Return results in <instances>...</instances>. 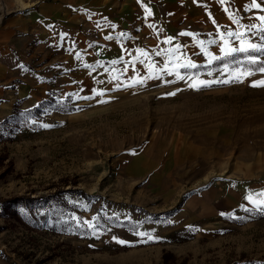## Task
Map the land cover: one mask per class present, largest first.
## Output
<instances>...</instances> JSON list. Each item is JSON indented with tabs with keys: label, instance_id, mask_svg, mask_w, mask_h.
Masks as SVG:
<instances>
[{
	"label": "rangeland",
	"instance_id": "1",
	"mask_svg": "<svg viewBox=\"0 0 264 264\" xmlns=\"http://www.w3.org/2000/svg\"><path fill=\"white\" fill-rule=\"evenodd\" d=\"M38 1L0 0V25ZM213 62L107 78L72 114L0 140V202L96 196L67 195L65 235L0 216V264H264V213L246 199H264V74L237 82L235 62Z\"/></svg>",
	"mask_w": 264,
	"mask_h": 264
},
{
	"label": "crops",
	"instance_id": "2",
	"mask_svg": "<svg viewBox=\"0 0 264 264\" xmlns=\"http://www.w3.org/2000/svg\"><path fill=\"white\" fill-rule=\"evenodd\" d=\"M250 2L42 0L29 4L0 25V123L15 108L31 111L39 105L44 113L29 114V125L16 129L15 138L35 119L77 111L80 103L91 99L86 87L92 90L107 78L134 82L139 71L147 77L158 65L172 70L189 62L209 66L222 60L226 55L221 48L240 47L244 36L264 27L259 20L264 16V0H258L260 9L246 8ZM249 25L256 28L249 30ZM192 68L175 71L190 74ZM47 100L51 103L45 107L42 103ZM70 107L75 111L60 112ZM196 208L191 205L185 211Z\"/></svg>",
	"mask_w": 264,
	"mask_h": 264
},
{
	"label": "trees",
	"instance_id": "3",
	"mask_svg": "<svg viewBox=\"0 0 264 264\" xmlns=\"http://www.w3.org/2000/svg\"><path fill=\"white\" fill-rule=\"evenodd\" d=\"M264 35V32L259 31V36ZM249 55L257 56L258 60L260 62H264L262 60V56L260 53H235L230 56H226L225 59L217 60L213 62L214 66L221 65L222 62H235L231 68H236L237 74H238V80L237 82L243 80L246 77L253 76L256 73L262 74L258 71H253V66L247 63V57ZM252 71L251 75H244V73ZM51 101L47 100L46 102L42 103L43 106L47 107L50 105ZM62 113L64 112H73L75 109L73 107H70L68 109H60ZM31 113H34L36 115H42L44 111L37 105L34 109L31 111H20L18 108H15V112L13 115L9 118L4 120L0 123V140H13V135L16 132V129H22L29 125V117ZM21 115H24L23 118H21ZM17 117V118H16ZM14 118H16V121H14ZM70 193L74 194H80L83 195V198L90 199L95 198L96 196H88L85 194H81V191H66L63 193L55 192L50 194V196L41 197L39 199H25V198H18L17 200H6L0 202V216L3 217L6 215H11L14 217L15 220H18L22 223V221L27 225V227L30 225L32 228H36L38 226H48V224L51 226V222L54 224L49 228L50 230H54L56 233H60V235H65L69 230H73L76 228H73L77 225H75V222L70 219V213L69 210L76 209V206L71 203L68 200L67 195ZM61 195L65 197L64 200H60ZM68 200L69 203H66ZM46 204V208L41 211L44 208L43 204ZM37 209L33 210L35 206H37ZM29 207V210H24L25 207ZM59 206L65 207L66 210L64 212H61L59 209ZM68 210V211H67ZM66 212V213H65ZM68 212V213H67ZM259 213V212H258ZM164 214V213H163ZM163 214H152L154 217H159V215ZM259 216H263V213L260 212ZM37 217V218H36ZM128 222H125L127 224ZM24 224V225H25ZM29 224V225H28ZM61 227V228H60ZM70 227V228H69ZM135 230L138 228V226H134ZM68 228V229H67ZM106 228V227H105ZM78 231V230H77ZM76 233V232H75Z\"/></svg>",
	"mask_w": 264,
	"mask_h": 264
},
{
	"label": "snow or ice",
	"instance_id": "4",
	"mask_svg": "<svg viewBox=\"0 0 264 264\" xmlns=\"http://www.w3.org/2000/svg\"><path fill=\"white\" fill-rule=\"evenodd\" d=\"M220 3H224L225 0H219ZM246 8L248 9H260L261 8V3L258 2V0H251L250 4L246 6ZM225 11H227V9H225ZM147 15H151V12L146 10ZM229 18L233 20V23L239 24V20L236 19L234 17L233 14L229 13ZM259 20L262 22V24H264V16H260ZM249 30L256 28V25H249L248 26ZM261 31L264 32V27L261 28ZM229 35H234L236 37H242L244 36L243 32H236V33H232L229 32ZM123 35V34H122ZM181 35H184V33H181ZM261 40L264 41V35L261 36ZM171 41V38H169V42ZM203 43V42H201ZM221 51L224 52V54L226 56H230L232 55L234 52H241V53H260L261 55H264V44H255V43H248L246 41H242L241 42V46L237 47V48H230V49H225V48H221ZM247 63L253 66V71H258L262 74H264V62H260L258 60L257 56H252L249 55L247 57ZM182 67H195L196 65L189 62L187 64L181 65ZM252 71H248L246 73H244V75H251ZM148 78H152L151 76H149ZM184 77L180 76L177 73V79H183ZM144 82L143 79H137L134 81V83L137 84H142ZM225 83H227L228 81H224ZM206 82L204 81H200V84H205ZM191 87H195V84L190 85ZM254 87H259V86H264V79L262 80H256L253 82ZM258 197H264V192H261L259 194H257ZM246 199L252 204L253 208L251 210L257 211V212H262L264 213V199H259L256 198L254 199L253 196L249 195L246 197ZM243 207V206H242ZM246 211H251L249 209H245ZM87 223V222H86ZM89 227H93L91 224L88 225ZM137 235L143 237L144 235H146L143 232H139L137 233ZM115 239V237H114ZM148 239H152V237L149 235ZM118 243L120 244H125L126 241L124 240H117Z\"/></svg>",
	"mask_w": 264,
	"mask_h": 264
}]
</instances>
